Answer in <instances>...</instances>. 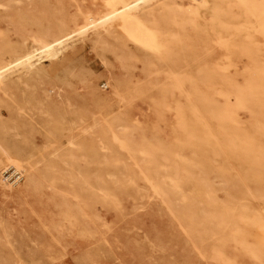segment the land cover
<instances>
[{
    "label": "rangeland",
    "instance_id": "obj_1",
    "mask_svg": "<svg viewBox=\"0 0 264 264\" xmlns=\"http://www.w3.org/2000/svg\"><path fill=\"white\" fill-rule=\"evenodd\" d=\"M179 2L213 17L203 0ZM102 7L0 0V52L31 42L16 23L36 35ZM170 39L149 70L133 43L91 33L39 75L0 83V264H264V32L237 37L231 69L217 47ZM154 157L165 174L179 166L178 196L152 177ZM10 161L25 170L13 189Z\"/></svg>",
    "mask_w": 264,
    "mask_h": 264
},
{
    "label": "bare ground",
    "instance_id": "obj_2",
    "mask_svg": "<svg viewBox=\"0 0 264 264\" xmlns=\"http://www.w3.org/2000/svg\"><path fill=\"white\" fill-rule=\"evenodd\" d=\"M11 1L13 2L14 0ZM193 1L198 2V0ZM203 5L212 13L213 17L211 20H206V18L201 15V11L198 8L186 10L180 4L179 0H103V7L101 9H97L94 12L92 9L91 12H81L80 17L70 21L71 23L60 19H58V21L50 19L47 28L41 34H31L26 31L23 25L16 23V31L29 37L31 42L25 43L21 50H11L12 52H10V54L8 52H0V83L16 75L19 79L39 75L44 62L50 61L53 63V61L57 59L64 50L70 47L71 44L85 39L91 33L99 35L100 38H102L104 34L113 35L125 42L133 43L139 50H143L149 55L145 60V65L149 70L156 66V54L167 44L171 35L181 37L185 41L191 40L195 47H205L207 49H215L217 47L221 52V57H227L228 62L226 64V69H231L235 66V60L232 59V54H235V47L238 46L237 37L247 34L257 27L264 32V8L263 10L258 8L253 0H203ZM155 12H158L154 15L155 19L149 21L147 17L153 15ZM7 49L9 48L7 47ZM249 51L260 57L257 53V49L251 48L250 50L249 47L248 52ZM243 53H246V51ZM209 66L208 63H204L199 66L197 72L205 77L207 82L212 73ZM174 71H177V69ZM193 77L195 76L191 73L189 78ZM109 84L110 81L105 85L109 86ZM218 91L220 94H227L228 90L226 84H221L218 87ZM206 97H209V95ZM101 129L105 128L103 127ZM103 131L106 132V130ZM3 147L6 148L4 145ZM160 149L165 159H167L170 150L165 147H161ZM12 156H14V154ZM8 159L10 160L9 157ZM154 160L156 164L154 170L155 174H153L152 177L154 179L159 178L158 180L160 181L163 177H167L168 175L172 179L173 188L166 190L167 194L165 197L173 198L175 195L178 196L179 192L183 189L179 166H172L168 170L165 168L167 172V174H165L162 170H159V166H162V164L159 163L155 157ZM10 164L15 170V173L13 172L15 174V180L13 183H9L8 179H6L5 185L13 189L20 185L21 180L25 176V170L20 164H15L14 161H10ZM188 207L194 213L192 215L195 216V220L190 221V224L196 227L197 221L201 218L197 216L195 202L192 199ZM221 219L223 223L226 220L222 218V216ZM235 231L239 232V230ZM259 242H261V240Z\"/></svg>",
    "mask_w": 264,
    "mask_h": 264
}]
</instances>
